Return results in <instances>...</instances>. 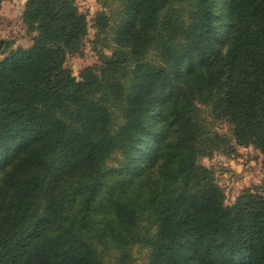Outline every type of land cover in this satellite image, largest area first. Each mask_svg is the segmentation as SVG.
<instances>
[{
  "label": "trees",
  "instance_id": "obj_1",
  "mask_svg": "<svg viewBox=\"0 0 264 264\" xmlns=\"http://www.w3.org/2000/svg\"><path fill=\"white\" fill-rule=\"evenodd\" d=\"M96 2L78 77L76 0H26L32 43L0 38V264H264V194L226 204L200 162L264 168V0Z\"/></svg>",
  "mask_w": 264,
  "mask_h": 264
},
{
  "label": "rangeland",
  "instance_id": "obj_2",
  "mask_svg": "<svg viewBox=\"0 0 264 264\" xmlns=\"http://www.w3.org/2000/svg\"><path fill=\"white\" fill-rule=\"evenodd\" d=\"M76 2L79 10L86 14L88 35L82 52L67 57L65 67L73 76L78 77L83 67L97 61V56L90 45V40L93 38L90 21L100 7L96 0H76ZM25 3L26 0H4L0 6V38L9 41L13 48L29 46L35 35L28 32L23 23ZM216 127L222 132H227L229 129L226 123H218ZM200 162L214 171L216 181L224 191L226 204L231 203L238 193L247 187H257L264 194V168L261 165V156L251 146L238 147V154L234 157L215 152L209 157L201 158Z\"/></svg>",
  "mask_w": 264,
  "mask_h": 264
}]
</instances>
